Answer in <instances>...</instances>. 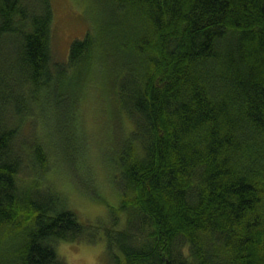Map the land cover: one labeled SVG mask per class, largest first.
<instances>
[{"label": "trees", "instance_id": "16d2710c", "mask_svg": "<svg viewBox=\"0 0 264 264\" xmlns=\"http://www.w3.org/2000/svg\"><path fill=\"white\" fill-rule=\"evenodd\" d=\"M94 3L55 61L51 1L0 0V264H68L57 242L98 239L44 179L46 130H74L93 71L134 123L111 130L127 216L109 264H264V0Z\"/></svg>", "mask_w": 264, "mask_h": 264}, {"label": "rangeland", "instance_id": "374dc122", "mask_svg": "<svg viewBox=\"0 0 264 264\" xmlns=\"http://www.w3.org/2000/svg\"><path fill=\"white\" fill-rule=\"evenodd\" d=\"M53 6L51 46L55 61L69 57L74 40L84 38L92 26L94 0H50ZM105 41L108 42L106 39ZM113 50L106 53L113 58ZM103 57L104 51L102 52ZM104 80L110 83L113 62H106ZM76 103L77 122L73 131L63 126V119L52 120L46 132L51 138L50 167L44 173L45 182L59 194L68 209L80 222L94 226L98 239L89 241L57 242L59 255L68 264H109L107 233L118 219L124 224L127 210L122 209L118 172L112 158L120 144L119 130L129 131L134 126L129 117L114 119L110 114L112 97L91 74ZM107 83V84H108ZM113 127L118 128L112 133ZM71 130V128H70ZM74 135L79 139L77 140ZM102 237V238H101Z\"/></svg>", "mask_w": 264, "mask_h": 264}]
</instances>
